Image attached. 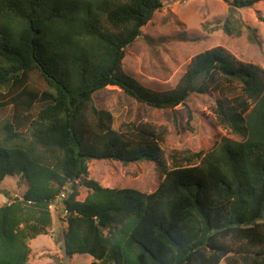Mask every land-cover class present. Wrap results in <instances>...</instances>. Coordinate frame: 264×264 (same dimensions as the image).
<instances>
[{
  "label": "trees",
  "instance_id": "trees-1",
  "mask_svg": "<svg viewBox=\"0 0 264 264\" xmlns=\"http://www.w3.org/2000/svg\"><path fill=\"white\" fill-rule=\"evenodd\" d=\"M261 2L234 0L224 32L242 36L238 10ZM162 7L161 0H0V110L14 111L0 121V184L15 176L27 182L22 199L0 207V264H28L29 241L46 234L62 196L68 257L220 264L235 254L264 264V69L215 49L193 57L172 90L141 85L123 61ZM249 40L261 45L254 34ZM109 86L172 110L178 133L192 131L198 117L214 135L206 108L239 140L180 152L153 193L104 188L87 180L91 160L161 162L168 132L148 123L115 131L112 113L94 101ZM233 86L241 96L229 100L223 91ZM81 187L89 189L84 201Z\"/></svg>",
  "mask_w": 264,
  "mask_h": 264
},
{
  "label": "rangeland",
  "instance_id": "rangeland-1",
  "mask_svg": "<svg viewBox=\"0 0 264 264\" xmlns=\"http://www.w3.org/2000/svg\"><path fill=\"white\" fill-rule=\"evenodd\" d=\"M229 0H161L162 9L142 29V36L126 51L123 61L124 71L141 85L154 91L174 89L185 74L191 60L196 55L219 50L230 59L245 64H254L264 69V2L251 8L238 10L237 17L245 26L242 36L227 35L222 26L232 9ZM249 28V30H248ZM254 30V31H253ZM255 35L261 42L258 46L249 40ZM37 77L34 76L32 81ZM35 83V82H34ZM39 84V83H38ZM224 92V93H223ZM214 95L231 100L241 96L239 86L226 87ZM95 105L108 110L114 117L113 127L117 132L129 133L125 125L151 124L158 129L168 130L162 145L161 162H134L123 164L113 160H91L88 164V179L104 188H131L145 193H153L164 179V171L175 167L173 158L179 160L180 152L208 153L215 142L227 137L239 140L230 130L219 125L216 118L206 108L209 121L215 125L214 135L206 132L198 117L192 122V131L178 133L173 125V111L156 109L139 103L116 86H109L95 95ZM181 120L186 119L183 107ZM11 107L0 110V121L11 118ZM27 190L23 176L6 178L0 184V207L16 198L22 199ZM79 201H84L89 189H79ZM64 198H62L63 200ZM59 198L51 205L53 223L46 234L29 241L31 255L28 264H92L94 259L85 255L68 257L64 250V232L67 228L66 212ZM108 232L105 230V234ZM249 258V264L253 263ZM258 262V260H257ZM220 264H247L240 255H231Z\"/></svg>",
  "mask_w": 264,
  "mask_h": 264
},
{
  "label": "built area",
  "instance_id": "built-area-1",
  "mask_svg": "<svg viewBox=\"0 0 264 264\" xmlns=\"http://www.w3.org/2000/svg\"><path fill=\"white\" fill-rule=\"evenodd\" d=\"M62 198H64V196L60 197V199L62 200ZM66 212V211H65Z\"/></svg>",
  "mask_w": 264,
  "mask_h": 264
},
{
  "label": "water",
  "instance_id": "water-1",
  "mask_svg": "<svg viewBox=\"0 0 264 264\" xmlns=\"http://www.w3.org/2000/svg\"><path fill=\"white\" fill-rule=\"evenodd\" d=\"M16 200H20V198H17Z\"/></svg>",
  "mask_w": 264,
  "mask_h": 264
},
{
  "label": "clouds",
  "instance_id": "clouds-1",
  "mask_svg": "<svg viewBox=\"0 0 264 264\" xmlns=\"http://www.w3.org/2000/svg\"><path fill=\"white\" fill-rule=\"evenodd\" d=\"M65 211V210H64Z\"/></svg>",
  "mask_w": 264,
  "mask_h": 264
}]
</instances>
